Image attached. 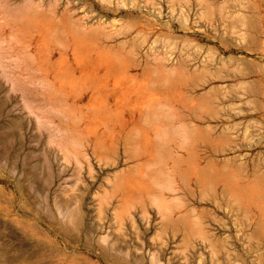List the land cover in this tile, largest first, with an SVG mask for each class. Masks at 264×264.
I'll use <instances>...</instances> for the list:
<instances>
[{"label": "rangeland", "instance_id": "obj_1", "mask_svg": "<svg viewBox=\"0 0 264 264\" xmlns=\"http://www.w3.org/2000/svg\"><path fill=\"white\" fill-rule=\"evenodd\" d=\"M0 264H264V0H0Z\"/></svg>", "mask_w": 264, "mask_h": 264}, {"label": "bare ground", "instance_id": "obj_2", "mask_svg": "<svg viewBox=\"0 0 264 264\" xmlns=\"http://www.w3.org/2000/svg\"><path fill=\"white\" fill-rule=\"evenodd\" d=\"M118 51H119V50H118ZM125 60H126V59H125ZM126 61H127V60H126ZM129 63H130V62H129ZM48 72H49V71H48ZM181 81H182V80H181ZM181 85H182V84H181ZM186 97H187V96H186ZM189 100H190V99H188V101H189ZM196 100H197V99H196ZM193 111H194V110H193ZM184 115H185V114H184ZM184 115H183V116H184ZM195 116H196V115H195ZM193 117H194V116H193ZM107 118H108V116H107ZM182 118H183V117H182ZM195 119H196V118H195ZM182 120H183V119H182ZM185 130H186V128H185ZM198 130H199V129H198ZM196 132H197V131H196ZM173 133H175V132H173ZM196 134H197V133H196ZM198 137H199V136H198ZM204 139H205V138H204ZM95 144H96V142L94 143V145H95ZM92 150L95 151V147H94V149H92ZM94 151H93V152H94ZM149 152H150V151H149ZM208 164H209V163H208ZM177 165H178V164H177ZM210 166H211V165H210ZM194 167H195V166H194ZM202 171H203V170H202ZM192 172H193V171H192ZM201 173H202V172H201ZM215 174H216V173H215ZM215 174H214V175H215ZM201 176H202V175H201ZM203 176H204V174H203ZM200 179H201V178H200ZM196 180H197V182L199 183V179H196ZM224 181H225V180H224ZM201 182H202V181H201ZM201 182H200V183H201ZM212 183H213V181H212Z\"/></svg>", "mask_w": 264, "mask_h": 264}]
</instances>
